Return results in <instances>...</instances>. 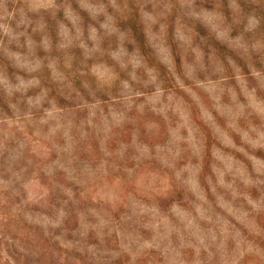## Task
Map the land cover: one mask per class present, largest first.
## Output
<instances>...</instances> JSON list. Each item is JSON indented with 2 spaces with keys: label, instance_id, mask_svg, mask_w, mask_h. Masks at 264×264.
I'll return each instance as SVG.
<instances>
[{
  "label": "rangeland",
  "instance_id": "1",
  "mask_svg": "<svg viewBox=\"0 0 264 264\" xmlns=\"http://www.w3.org/2000/svg\"><path fill=\"white\" fill-rule=\"evenodd\" d=\"M0 264H264V0H0Z\"/></svg>",
  "mask_w": 264,
  "mask_h": 264
}]
</instances>
